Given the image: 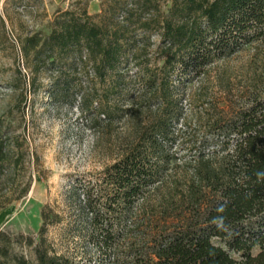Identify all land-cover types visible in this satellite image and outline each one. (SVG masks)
<instances>
[{
  "label": "trees",
  "instance_id": "trees-1",
  "mask_svg": "<svg viewBox=\"0 0 264 264\" xmlns=\"http://www.w3.org/2000/svg\"><path fill=\"white\" fill-rule=\"evenodd\" d=\"M89 1L19 38L7 85L25 101L44 76L56 101L77 90L98 132L122 126L123 147L72 178L68 209L45 206L37 235L0 230V264H264V96L231 117L216 107L188 156L172 148L188 127L186 84L248 45L264 51V0H100L95 15ZM10 130L0 123V208L32 185L26 135ZM64 223L95 261L48 238Z\"/></svg>",
  "mask_w": 264,
  "mask_h": 264
},
{
  "label": "rangeland",
  "instance_id": "rangeland-1",
  "mask_svg": "<svg viewBox=\"0 0 264 264\" xmlns=\"http://www.w3.org/2000/svg\"><path fill=\"white\" fill-rule=\"evenodd\" d=\"M84 2L0 0V12L7 19L8 31L5 36L0 29V123L4 129L10 128L12 135L15 131L26 135V175L32 182L25 197L0 208V230L12 235H37L45 206L59 212L68 209L67 193L72 178L99 173L115 161L123 147L122 126L98 132L82 114L77 90L56 101L49 95L50 81L44 76L37 90L28 92L25 101L7 85L15 70L14 45L19 38L32 32L48 34L58 10L78 7ZM100 11V0H90L88 12L95 15ZM257 45H248L231 57L217 60L204 76L186 84L188 127L184 128L181 122L177 125L176 129L182 128L185 135L172 145L178 158L188 156L192 145L205 134L207 117L215 113L216 107L231 117L254 96H264V51ZM1 190L0 184V194ZM47 235L59 251L78 257L91 255L95 261V248L65 223L50 226ZM18 249L30 256L26 245L21 244Z\"/></svg>",
  "mask_w": 264,
  "mask_h": 264
}]
</instances>
